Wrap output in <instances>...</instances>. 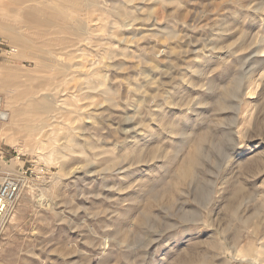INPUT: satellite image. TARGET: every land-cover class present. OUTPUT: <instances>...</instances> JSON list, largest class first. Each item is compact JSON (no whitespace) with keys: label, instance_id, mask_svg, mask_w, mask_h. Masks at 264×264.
Returning a JSON list of instances; mask_svg holds the SVG:
<instances>
[{"label":"rangeland","instance_id":"374dc122","mask_svg":"<svg viewBox=\"0 0 264 264\" xmlns=\"http://www.w3.org/2000/svg\"><path fill=\"white\" fill-rule=\"evenodd\" d=\"M91 3L0 0L2 112L53 83L69 99L37 135L29 114L0 121V169L30 173L0 264H264V0ZM88 80L116 92L74 118Z\"/></svg>","mask_w":264,"mask_h":264},{"label":"bare ground","instance_id":"6f19581e","mask_svg":"<svg viewBox=\"0 0 264 264\" xmlns=\"http://www.w3.org/2000/svg\"><path fill=\"white\" fill-rule=\"evenodd\" d=\"M107 0H102V4L99 3L98 0H91V4L89 5L90 7H94L97 8V10L99 11V13L101 14V11L105 10V3ZM89 2V1H88ZM108 8V7H107ZM125 13V12H124ZM102 15V14H101ZM121 16V15H120ZM119 16V17H120ZM27 18H29V26L32 27H41V26H50L53 22H55L57 19H62V13H60L57 9L52 8L50 10H29L27 11ZM64 18V17H63ZM120 19V18H119ZM62 23V22H61ZM84 23V22H83ZM86 26V25H84ZM72 28V27H71ZM78 32L80 34H87L89 35V28H83V27H79L77 28ZM41 30V29H40ZM47 30V29H46ZM87 40V39H85ZM90 42V41H89ZM16 44H21L19 43L18 40H16ZM16 47V46H15ZM25 48L28 49V47L26 46ZM27 49H19L20 52L18 54H20L21 56H31L34 54L29 52ZM87 50V49H86ZM18 49L13 48L12 52H17ZM28 51V52H27ZM81 51V50H80ZM49 54V53H47ZM41 55V54H40ZM68 55V54H67ZM43 56V55H41ZM79 56V55H78ZM83 56V57H81ZM81 58L83 60V58L85 56H88V53H85V49H82V53H81ZM47 59V58H46ZM86 63V62H84ZM47 64V63H45ZM89 64V71L91 72L90 74H94L92 73L95 67V61L88 63ZM60 70H62V76L64 75V78L68 77L67 81L69 79H74L78 76L83 75L82 73H80V69L82 68V63H77L74 66H67L65 67L64 64H61V66L59 67ZM89 75V74H87ZM104 79V78H103ZM66 81V83H67ZM105 82L101 81L99 84H94L91 83L90 80H88L86 83H76V85L74 86V90L78 93V95H75V99L78 98V96H80V99H77L76 104H74L73 107V114L75 115L74 118H77L79 116L82 115H86L87 120L91 119V115L93 113V111L91 112H87V111H83L82 107L84 104H81L80 102L85 100L88 102L85 103L87 105L86 108L91 109L93 108V99H94V94H98L100 93L102 96H109L112 95L113 93H115V89L111 88V87H107ZM52 87H48V88H44V86L41 88L42 93L41 96L39 98H33L32 95H30L31 97L28 98L27 102L25 104H20V105H16V106H12L11 102L12 101H16V100H20L23 99L26 96V92H22L21 94H18L16 97H10L7 98V107L6 110L4 112L1 113V120H8L10 123L9 124H13L15 122H18L20 120H22L20 118V116H24L26 114H29V118H28V122H35V124L32 126V128H34L36 126L37 128V132L36 135L40 133V131L44 128V127H49V128H55V126L58 123V120L62 118L61 113L57 112L56 109H53V105L57 103V101H61L62 103H67L69 102L68 98H63L62 100L60 99H55L52 98V96L55 95H59V88H60V83H53V85H51ZM113 86V85H112ZM114 87V86H113ZM115 88V87H114ZM39 90H37L35 93H37ZM34 92V91H33ZM88 93V94H87ZM85 94V95H84ZM99 94V95H100ZM65 95V94H64ZM113 96V95H112ZM115 96V95H114ZM24 100V99H23ZM104 100V99H103ZM109 103V102H108ZM103 104V103H102ZM113 104V102H112ZM116 104V103H115ZM120 104V103H119ZM73 105V104H71ZM112 106V105H111ZM115 106V105H114ZM112 108V107H111ZM111 110V109H110ZM98 111V110H97ZM91 113V114H90ZM71 114V113H69ZM95 114V113H94ZM96 116V114L94 115ZM24 118V117H23ZM27 118V117H26ZM63 120H66L63 119ZM62 121V120H61ZM73 119L70 120L69 125L68 126V131L70 132H74L77 130V127L72 126L73 124ZM25 122V120H24ZM27 123V122H26ZM90 123V122H89ZM64 124V123H63ZM94 124V123H93ZM28 125V124H27ZM60 125V124H59ZM96 125V124H95ZM94 125V126H95ZM101 125V124H100ZM5 126V125H4ZM7 126V125H6ZM26 127V126H25ZM60 128V127H59ZM90 128V127H89ZM61 129V128H60ZM62 130V129H61ZM67 130V129H66ZM95 130V129H94ZM98 130V129H97ZM90 131V130H89ZM101 131V130H100ZM85 132V131H84ZM88 132V131H87ZM99 132V131H98ZM75 133V132H74ZM81 133V132H80ZM93 135V134H92ZM96 135V134H95ZM81 139V138H80ZM74 140V139H72ZM85 142V141H84ZM86 145V144H85ZM84 145V147H85ZM88 146V145H87ZM196 148V147H195ZM197 149V148H196ZM85 150V149H84ZM195 150V149H194ZM88 151V150H87ZM197 151V150H196ZM139 154V153H138ZM73 155V154H72ZM73 159V158H72ZM190 159L192 160V157L190 155ZM195 160V159H194ZM193 161V160H192ZM191 163V162H190ZM72 164V163H71ZM70 165V164H69ZM193 165V164H192ZM13 170V169H12ZM191 171V169H190ZM188 169L186 170V172L182 174V177L180 179L185 180L187 178H190L191 176V172ZM192 178V177H191ZM170 185V184H169ZM260 195V194H259ZM248 197V196H247ZM250 197V196H249ZM248 197V198H249ZM235 252V251H234ZM233 253V252H232ZM238 254V253H236ZM239 257V256H238ZM232 259L234 261H237V258H234L232 256ZM236 264V263H235Z\"/></svg>","mask_w":264,"mask_h":264},{"label":"built area","instance_id":"2783aa9c","mask_svg":"<svg viewBox=\"0 0 264 264\" xmlns=\"http://www.w3.org/2000/svg\"><path fill=\"white\" fill-rule=\"evenodd\" d=\"M2 113V98L0 97V121ZM29 169L21 168L18 171L0 169V238L11 222L16 209V204L26 188Z\"/></svg>","mask_w":264,"mask_h":264}]
</instances>
